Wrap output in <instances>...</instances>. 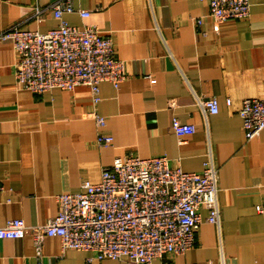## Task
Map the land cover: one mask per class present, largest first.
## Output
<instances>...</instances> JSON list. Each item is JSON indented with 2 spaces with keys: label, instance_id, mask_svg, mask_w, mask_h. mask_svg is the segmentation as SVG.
Masks as SVG:
<instances>
[{
  "label": "crops",
  "instance_id": "0c3cea01",
  "mask_svg": "<svg viewBox=\"0 0 264 264\" xmlns=\"http://www.w3.org/2000/svg\"><path fill=\"white\" fill-rule=\"evenodd\" d=\"M54 1L0 0V32L56 28L48 8ZM70 2L73 10L62 18L111 35L127 78L117 88L100 83L97 103L84 85L33 93L16 81L11 44H1L0 226L15 218L43 224L57 214L56 195L79 192L84 181L98 183L117 156L165 155L171 166L200 172L210 155L218 170L219 225L203 221L185 254L151 264H264V130L246 140L239 116L243 99H264V0H249L248 17L223 22L208 16L209 0ZM210 98L217 99L216 114L198 105ZM172 117L194 132L179 141ZM101 134L112 137L109 146L97 145ZM200 215L204 220L207 209ZM85 257L62 251L58 237L43 242L41 264H87ZM0 264H38L31 236L1 240Z\"/></svg>",
  "mask_w": 264,
  "mask_h": 264
},
{
  "label": "built area",
  "instance_id": "2783aa9c",
  "mask_svg": "<svg viewBox=\"0 0 264 264\" xmlns=\"http://www.w3.org/2000/svg\"><path fill=\"white\" fill-rule=\"evenodd\" d=\"M48 8L58 21L56 28L42 33L11 26L0 32V46L8 42L17 54L16 81L33 93L88 86L97 103L100 83L117 88L127 78L123 61L115 57L112 36L102 35L94 25L71 26L62 18L64 11L73 10L70 0L51 2ZM249 8V0H209L208 16L216 22L242 19L248 17ZM41 10L36 9V16ZM78 14L87 18L90 12L78 10ZM200 23L197 18L196 24ZM226 102L231 104L230 99ZM198 105L203 113L218 112L216 98L198 100ZM239 116L246 140L259 136L264 130V99H243ZM94 119L99 128L105 126L104 117L95 114ZM171 128L179 141L195 130L176 117ZM111 143V136H97L98 146ZM217 176L210 155L200 172L171 166L165 155L117 156L102 170L98 183L84 181L81 191L56 195L57 214L43 224L7 220L0 226V241L30 235L38 264L46 237H58L62 251L85 252L87 264L105 259L151 264L167 255H182L193 246L203 221L220 223ZM4 192L0 183V195ZM201 208L207 209L204 220Z\"/></svg>",
  "mask_w": 264,
  "mask_h": 264
}]
</instances>
